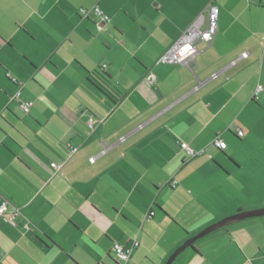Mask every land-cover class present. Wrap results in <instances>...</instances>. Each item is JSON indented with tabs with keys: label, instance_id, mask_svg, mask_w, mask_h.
Masks as SVG:
<instances>
[{
	"label": "crops",
	"instance_id": "1",
	"mask_svg": "<svg viewBox=\"0 0 264 264\" xmlns=\"http://www.w3.org/2000/svg\"><path fill=\"white\" fill-rule=\"evenodd\" d=\"M208 3L216 32L191 69L157 63ZM93 5L110 18L100 29L78 15ZM0 199L19 211L14 226L0 216V264H118L113 242L134 238L126 264H164L206 226L264 208V0H0ZM231 247L264 264V215L171 264H235Z\"/></svg>",
	"mask_w": 264,
	"mask_h": 264
},
{
	"label": "built area",
	"instance_id": "2",
	"mask_svg": "<svg viewBox=\"0 0 264 264\" xmlns=\"http://www.w3.org/2000/svg\"><path fill=\"white\" fill-rule=\"evenodd\" d=\"M218 7L213 3H208L203 11L189 24V26L180 33L175 41L159 56L157 63H179L187 65L190 69V63L193 61L194 56L197 53V48L195 46L196 41H203L206 45H209L213 35L216 32L217 27V16ZM78 15L82 18H91L98 29H100L105 23L109 22V16L104 13L98 5H93L89 8L80 7L78 8ZM206 16L205 26L201 28L204 17ZM247 53H240V58L246 57ZM102 69L106 68V64L101 65ZM263 86L257 84L253 92L255 97L260 91H262ZM18 93H16L13 98H17ZM31 106L30 101H22L20 107L24 112H28ZM93 118L88 119V126L91 128L93 125ZM238 136L242 135V132L238 130L236 132ZM212 144L218 148H224L225 142L219 137H215L212 140ZM180 148L185 151L189 157H193L202 152V150H194L186 143L181 142L179 144ZM76 147H71L70 151L73 153ZM105 150V148H104ZM103 150V151H104ZM95 156H90L88 160L93 162ZM60 164L52 163V167L55 171H58ZM9 203L5 199H0V216H2L11 225H15L13 218L19 213L18 209L12 208L8 210ZM153 214L152 211L148 212V216ZM25 229H29V223L24 224ZM138 246V241L134 238L130 241L127 246L121 245L118 242H113L112 251L114 253L115 259L118 264H126L129 260L132 250Z\"/></svg>",
	"mask_w": 264,
	"mask_h": 264
},
{
	"label": "water",
	"instance_id": "3",
	"mask_svg": "<svg viewBox=\"0 0 264 264\" xmlns=\"http://www.w3.org/2000/svg\"><path fill=\"white\" fill-rule=\"evenodd\" d=\"M264 215V208H256V209H249L244 211H237L231 215L221 218L220 220L206 226L202 230H200L195 235L186 239L183 243H181L178 247H176L172 253L167 257L164 264H171L176 256L181 253L187 247H191L192 243L195 242L197 239L204 237L205 235L216 231L218 229L224 228L230 224L236 223L246 218L251 217H258Z\"/></svg>",
	"mask_w": 264,
	"mask_h": 264
},
{
	"label": "trees",
	"instance_id": "4",
	"mask_svg": "<svg viewBox=\"0 0 264 264\" xmlns=\"http://www.w3.org/2000/svg\"><path fill=\"white\" fill-rule=\"evenodd\" d=\"M91 78L93 79L94 82L98 83L103 89H111V84H110V79L109 76L106 73L102 74H92Z\"/></svg>",
	"mask_w": 264,
	"mask_h": 264
},
{
	"label": "rangeland",
	"instance_id": "5",
	"mask_svg": "<svg viewBox=\"0 0 264 264\" xmlns=\"http://www.w3.org/2000/svg\"><path fill=\"white\" fill-rule=\"evenodd\" d=\"M195 234H196V233H195ZM218 234H220V233L218 232V233H216V234H212L211 236L214 237V235H218ZM200 239H201V238H199L198 240H200ZM205 239H209V238H205ZM198 240H196V241H198ZM196 241H195V242H196ZM203 241H205V240H202V242H203ZM202 242L200 241L199 244L202 243ZM230 249H232V247H231ZM229 254H230V259H231L230 261H231L232 263L235 262V264H238V262L236 263V261H237L236 259L239 258V254H238V252L232 249V250L230 251ZM221 258H222V256L220 257V259H221Z\"/></svg>",
	"mask_w": 264,
	"mask_h": 264
}]
</instances>
